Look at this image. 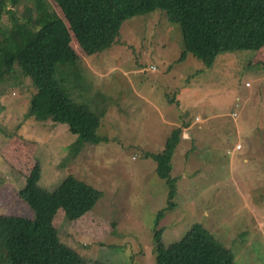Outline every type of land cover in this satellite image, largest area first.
Instances as JSON below:
<instances>
[{"label":"rangeland","instance_id":"obj_1","mask_svg":"<svg viewBox=\"0 0 264 264\" xmlns=\"http://www.w3.org/2000/svg\"><path fill=\"white\" fill-rule=\"evenodd\" d=\"M6 4L32 31L65 20L53 0H0L6 53L25 44ZM71 48L77 62L56 65V76L66 97L99 119L102 142L76 149L66 125L31 115L38 91L0 53V215L34 218L18 191L39 163L47 190L71 176L103 193L78 219L67 223L62 210L54 219L75 264H154L156 233L171 246L197 223L234 264H264V47L222 54L208 68L192 53L183 58L182 25L157 9L125 21L120 44L103 52L87 55L74 38ZM178 128L177 206L169 210V186L144 155L161 153ZM0 264H10L4 241Z\"/></svg>","mask_w":264,"mask_h":264},{"label":"trees","instance_id":"obj_2","mask_svg":"<svg viewBox=\"0 0 264 264\" xmlns=\"http://www.w3.org/2000/svg\"><path fill=\"white\" fill-rule=\"evenodd\" d=\"M65 20L46 19L32 31L22 25L8 4L2 11L10 15L21 29L24 46L14 53L0 51L6 68L30 78L37 89L31 101L30 114L40 120H51L68 127L77 137L76 149H82L96 138L99 119L86 105L68 99L56 76L58 64L76 63L72 38L87 55L103 52L120 44L125 21L154 10L165 12L167 20L183 27L186 51L212 68L225 53L258 51L264 47V0H53ZM175 103V100H172ZM178 128L157 155L145 154L155 164V174L169 186V206L176 208L179 179L173 176L174 159L183 141ZM41 165L36 163L18 197L34 212L29 219L0 215V241L7 246L10 264H75L76 251L64 244L54 219L62 210L67 223L92 210L103 197L102 191L68 176L54 190L40 186ZM159 218L164 212L158 213ZM154 264H234L230 250L218 244L200 225H195L180 242L165 246L155 235ZM95 264H103L95 262Z\"/></svg>","mask_w":264,"mask_h":264}]
</instances>
